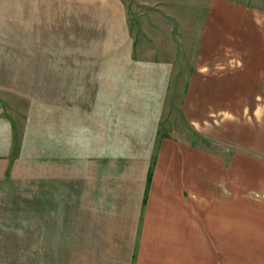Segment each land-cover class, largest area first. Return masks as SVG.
<instances>
[{"label":"rangeland","instance_id":"1","mask_svg":"<svg viewBox=\"0 0 264 264\" xmlns=\"http://www.w3.org/2000/svg\"><path fill=\"white\" fill-rule=\"evenodd\" d=\"M34 1L0 0L1 14L21 6L12 10L19 20H0L1 34L33 35L44 24L54 35L53 51L33 52L27 43L21 52L0 53V87L15 102L16 121L31 146L36 142L39 158L50 121L61 129L64 119L70 157L79 160H70L64 181L60 173L49 174L44 160L35 168L13 160L7 174L0 173V264H63L45 260L55 252L52 240L85 233L82 217L92 226L115 225L124 188L155 158L163 139L196 138L184 116L195 38L181 34L178 17L194 11L193 2L202 14L210 0H47L51 8L38 10ZM236 1L264 12V0ZM36 12L54 19L40 25ZM214 144L226 168L245 179L241 217L230 213V264H264V157L252 148ZM235 152L246 159L233 160ZM94 157L112 160L100 178L90 171ZM212 231L226 233L221 223Z\"/></svg>","mask_w":264,"mask_h":264},{"label":"crops","instance_id":"2","mask_svg":"<svg viewBox=\"0 0 264 264\" xmlns=\"http://www.w3.org/2000/svg\"><path fill=\"white\" fill-rule=\"evenodd\" d=\"M33 4L36 10L41 4L51 8L47 0ZM190 5L194 11L180 15L178 20L183 26L181 34L195 38L189 45L191 65L184 116L191 129L188 132L195 133L196 138L184 134L164 138L155 158L148 160L124 188L128 194L115 211V225L97 227L85 217L79 218V229L85 233L52 240L55 252L47 254L45 260L63 264H230V213L241 217L245 179L241 172L234 174L226 168L227 159L215 153L214 142L252 148L264 157V12L236 0H210L203 4L202 14L196 11V2ZM20 7L14 5L8 13H0V20H19L12 10ZM49 15L36 12L34 20L54 19ZM43 25L33 35L15 30L1 34L0 29V53L21 52L27 43L35 47L30 49L33 52L53 51L49 47L54 35ZM6 92L0 87L2 176L13 160H29L33 168L44 160L49 174L60 173L61 180L68 179L70 160L79 158L70 157L69 129L64 119L61 129L50 121L45 156L39 158L36 142L31 146V140L23 135L22 125L16 121V104L8 100ZM245 159L235 152L233 160ZM91 161L90 171L96 177L102 173L103 164L112 162L101 157ZM115 161L112 173L116 175ZM223 188L231 192L232 200ZM216 223L225 228V236L212 235Z\"/></svg>","mask_w":264,"mask_h":264},{"label":"trees","instance_id":"3","mask_svg":"<svg viewBox=\"0 0 264 264\" xmlns=\"http://www.w3.org/2000/svg\"><path fill=\"white\" fill-rule=\"evenodd\" d=\"M151 176H152V167H151L150 173H149V180L151 179Z\"/></svg>","mask_w":264,"mask_h":264}]
</instances>
